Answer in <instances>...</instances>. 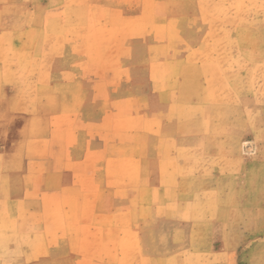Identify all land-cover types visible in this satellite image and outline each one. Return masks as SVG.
Wrapping results in <instances>:
<instances>
[{"label": "rangeland", "instance_id": "rangeland-1", "mask_svg": "<svg viewBox=\"0 0 264 264\" xmlns=\"http://www.w3.org/2000/svg\"><path fill=\"white\" fill-rule=\"evenodd\" d=\"M1 62L18 94L37 77L41 96L88 86L89 125L113 121L121 146L113 159L88 140L77 213L99 251L55 250L60 214L24 170L0 187L15 199L0 202V264L95 260L113 241L122 264H264V0H0Z\"/></svg>", "mask_w": 264, "mask_h": 264}, {"label": "crops", "instance_id": "crops-1", "mask_svg": "<svg viewBox=\"0 0 264 264\" xmlns=\"http://www.w3.org/2000/svg\"><path fill=\"white\" fill-rule=\"evenodd\" d=\"M70 57L71 54L68 52L62 57H56L53 74L61 76L73 73L75 70L72 68L75 64H72L73 59L68 60ZM27 59V65L31 66L33 61L39 59L37 51L33 49L29 51ZM6 66L7 64L0 63V187L8 189V179L17 176L21 178V172L31 171L33 187H38L41 181L48 191L49 198L46 201L54 203L56 211L60 214L51 216L54 222L48 229L49 238H54L52 241L55 250L78 253L83 249L88 254L99 251L96 248H89L94 243H87L85 237L87 232L82 226L85 220L81 222L83 214L77 213L81 207L82 188L88 186L86 183L88 140H101L99 144L101 153L118 159L121 146L119 127L113 121L111 126L106 127L99 125V122L89 125L88 86H58L59 82L51 83L49 95L47 93V96H41L37 77V84L32 78L31 83L25 82L22 86L25 93L18 94L16 78L5 77ZM12 70L15 75L16 69L13 67ZM77 90L79 99L76 93H68ZM126 137L130 136H123ZM113 168L116 169L114 166ZM142 182L148 183L150 180L145 179ZM104 193L111 201L112 212L114 205L118 211L119 204L124 202L120 198L119 189H107ZM0 202H15V199L11 194H7V190L5 194L0 190ZM112 215L116 217L119 214ZM71 221L81 223L79 226L71 227L67 225ZM90 230L92 234H98L99 231L103 234L111 233L112 236L120 234L119 228L116 227ZM108 250L110 254L101 255L95 260L82 257L76 259L69 254L64 256L60 254L59 261H62L61 264H68V260L72 258L74 263L78 261L79 264H93L96 261L104 264H122L116 241H113L112 249Z\"/></svg>", "mask_w": 264, "mask_h": 264}]
</instances>
